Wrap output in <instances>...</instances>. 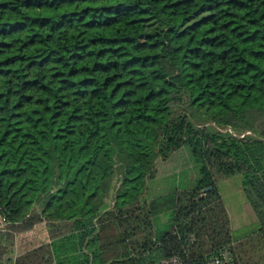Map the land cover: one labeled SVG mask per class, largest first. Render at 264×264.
<instances>
[{
    "label": "trees",
    "instance_id": "1",
    "mask_svg": "<svg viewBox=\"0 0 264 264\" xmlns=\"http://www.w3.org/2000/svg\"><path fill=\"white\" fill-rule=\"evenodd\" d=\"M0 219V264H264V0H0Z\"/></svg>",
    "mask_w": 264,
    "mask_h": 264
},
{
    "label": "rangeland",
    "instance_id": "2",
    "mask_svg": "<svg viewBox=\"0 0 264 264\" xmlns=\"http://www.w3.org/2000/svg\"><path fill=\"white\" fill-rule=\"evenodd\" d=\"M156 165L158 172L156 178L148 183L147 198L165 194L173 187L191 188L197 177V167L188 147L175 151L167 161L157 159ZM217 187L230 216L233 234L247 235L256 222L242 193L241 175L222 178L217 181Z\"/></svg>",
    "mask_w": 264,
    "mask_h": 264
},
{
    "label": "built area",
    "instance_id": "3",
    "mask_svg": "<svg viewBox=\"0 0 264 264\" xmlns=\"http://www.w3.org/2000/svg\"><path fill=\"white\" fill-rule=\"evenodd\" d=\"M1 220V219H0ZM2 227H6V223H2L1 224ZM159 264H182V261L177 258V257H171V258H163L160 260ZM207 264H233L231 257L229 256V254L225 251L221 252V256L220 257H214L212 259H210L209 262H207Z\"/></svg>",
    "mask_w": 264,
    "mask_h": 264
},
{
    "label": "crops",
    "instance_id": "4",
    "mask_svg": "<svg viewBox=\"0 0 264 264\" xmlns=\"http://www.w3.org/2000/svg\"><path fill=\"white\" fill-rule=\"evenodd\" d=\"M2 223H0V230H4V228L2 227L1 225ZM6 257L9 259L11 257L10 260H8L5 264H13L14 260H15V257H16V249L15 247H13L12 251L8 252ZM51 264H55L54 263H51Z\"/></svg>",
    "mask_w": 264,
    "mask_h": 264
}]
</instances>
